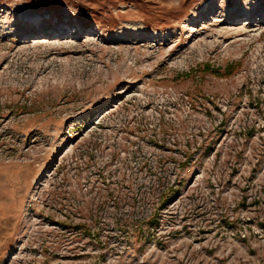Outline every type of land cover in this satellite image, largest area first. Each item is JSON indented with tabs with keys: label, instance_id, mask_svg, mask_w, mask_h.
I'll list each match as a JSON object with an SVG mask.
<instances>
[{
	"label": "rangeland",
	"instance_id": "rangeland-1",
	"mask_svg": "<svg viewBox=\"0 0 264 264\" xmlns=\"http://www.w3.org/2000/svg\"><path fill=\"white\" fill-rule=\"evenodd\" d=\"M0 264H264V0H0Z\"/></svg>",
	"mask_w": 264,
	"mask_h": 264
},
{
	"label": "trees",
	"instance_id": "trees-1",
	"mask_svg": "<svg viewBox=\"0 0 264 264\" xmlns=\"http://www.w3.org/2000/svg\"><path fill=\"white\" fill-rule=\"evenodd\" d=\"M206 69H209V66H208V68H205V70ZM227 69H228V72H231L234 68L232 66H229Z\"/></svg>",
	"mask_w": 264,
	"mask_h": 264
}]
</instances>
